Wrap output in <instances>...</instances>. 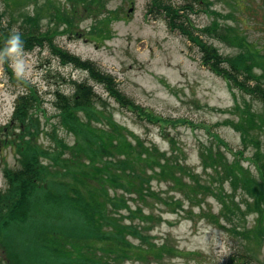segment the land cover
<instances>
[{"label":"rangeland","instance_id":"374dc122","mask_svg":"<svg viewBox=\"0 0 264 264\" xmlns=\"http://www.w3.org/2000/svg\"><path fill=\"white\" fill-rule=\"evenodd\" d=\"M100 1L103 7L94 13L92 6L84 8L79 0H0V25L19 29L27 20L34 22L40 32L50 31L51 38L47 41L83 62L96 63L114 76L119 89L137 106L160 115L159 121L164 120L159 126L119 106L102 85L93 82L88 71L73 64H61L56 51L49 52L48 44L27 52L18 49L10 54L13 79L26 81L41 99L33 109L36 115L33 119L39 120V131L31 135L32 146L46 149L51 156L53 152H64L60 162L47 163L50 172H61L63 160L73 162L75 159L70 147L76 146L79 139L62 125L58 126L53 101L56 91L70 95L77 82L92 86L102 99L101 104L93 101L94 109L101 112L102 117L90 110L92 122L86 125L89 136L91 133L99 135L100 142L93 146L97 158L104 166L109 164V168L127 159L125 162L147 176V183L137 182L142 188L138 186L139 193L129 187L122 189L121 185L110 186V200L120 202L116 207L109 206V211L114 210L120 222L134 227L137 233L127 235L126 240L138 253L126 256L123 253L119 257L116 249L112 248L113 254L105 250L99 252L104 255H99L103 264H229L242 255L250 257L246 259L249 263H264V234L258 237L254 233L261 217L246 211L245 202L250 199L236 191L235 206L238 207H232V213L222 204V198L233 186L225 166L234 161L233 153L243 147L236 125L239 114L245 108L258 113L264 106L203 66L196 43L169 31L163 18L153 20L147 16L149 0ZM186 1L189 0H165L175 6H184L182 3ZM192 1L197 3L194 12L183 13L191 24L201 29L216 21L214 24L226 26L231 36L244 39L253 46L250 48L264 53V0ZM75 4L79 6L77 9ZM192 36L203 43L200 31H192ZM205 40L214 44L218 54L235 57L240 50L219 40L206 37ZM24 88L26 85L22 87L9 81L0 62V130L9 124L15 100L26 92ZM79 115L83 123L87 122L83 113ZM108 120L123 130L119 128L116 135ZM19 135L16 125L6 136L0 135L3 141L0 189L5 184L2 170L18 166V140L22 141ZM258 136L264 150V135ZM61 140L69 149L66 150ZM102 144H106L105 150L100 148ZM153 148L158 150V156L150 154ZM252 150L250 146L244 149L240 160L242 169L249 167L254 171L246 159ZM146 154L147 159L154 158L148 165L144 159ZM219 156L225 161L212 158ZM168 166L183 168L181 172L176 170L181 174L182 185L157 173L159 168ZM190 174L209 191L196 190L194 176ZM58 183L50 179L49 185L61 187V182ZM105 189H109L108 186ZM69 221L64 219L58 226L67 239ZM141 238L155 246L166 245L168 249L158 258ZM89 240L96 249L112 242L109 238ZM73 241L82 248L87 244L80 236ZM47 244L57 246L54 238ZM59 249L58 246L59 254L66 255ZM0 254V263L5 264L1 249Z\"/></svg>","mask_w":264,"mask_h":264},{"label":"trees","instance_id":"16d2710c","mask_svg":"<svg viewBox=\"0 0 264 264\" xmlns=\"http://www.w3.org/2000/svg\"><path fill=\"white\" fill-rule=\"evenodd\" d=\"M81 3L84 8L92 6L94 13L103 7L100 0H90V2L79 0L80 6ZM76 4L75 8L77 9L79 6ZM182 4L184 6H175L165 2V0H149L146 6L148 10L146 15L153 20L163 18L169 31L177 32L186 40L196 43L201 51L203 66L212 71L214 75L224 79L234 89H238L264 106V85L262 83L264 82V53L256 48H250L253 46L245 42L244 39L231 36L227 27L214 24L216 21L199 29L191 24L192 22L186 14H183L193 13L197 3L189 0ZM26 21L19 29L0 25V62L3 65L4 73L8 74L12 84H20L22 87L26 85L24 88L26 92L23 91L15 100L14 111L8 125V129L14 128L16 125L20 131L18 137H21L22 141L18 140L20 143L18 146L19 163L15 168L6 167L2 170L5 184L0 189V249L5 255V264H103L102 261L104 260L100 256L104 255L99 252H105V250L109 254H113L112 248L116 249L119 257L123 253L125 256L138 253L137 248L126 240L127 235L137 233L134 227L120 222L114 210L109 211V206L116 207L120 202L119 200H110L109 190L111 189L110 186L121 185L122 189L129 187V190L132 188L136 193H139L142 188L137 185V182L145 184L148 180H146L147 176L143 172H138L136 166L125 162L127 159L120 161V163L117 162L118 164L109 168V164L104 166L94 153L93 146L98 141L100 142L99 135L91 133L89 136L86 125L92 122L89 117L90 110L97 117H102L101 112L93 107V101L101 104V97H98L92 86L77 82H74L73 91L70 95L56 91L53 103L57 111V124L72 132L79 140L76 146L70 147L75 157L74 161L63 160L61 172H50L48 169L50 166L47 163L50 161L60 162L64 152L63 154L53 152L54 154L51 156V153L46 149L31 144V135L38 134L39 131V120L33 119V116H36L33 115V109L38 106L41 99L37 96V91L31 89L26 81L18 77L13 79L15 75L10 68V54L6 52L9 48V39L17 35L20 45L18 49L26 52L48 44L49 52L56 51L55 55L61 64H73L88 71L93 82L102 85L119 106L127 108L129 112H134L140 119L147 122H157L159 126L164 123V120L159 121L158 116L160 115L157 114L158 116H156L137 106L131 97L119 89L112 74L102 70L90 60L83 62L78 57L69 55L54 42L47 41L51 38L50 31L40 32L34 22L28 23ZM195 30L203 34V43L200 39L192 36V31ZM205 37L233 45L240 50L236 52L235 57L218 54L214 44L206 41ZM256 71H260V74L256 75ZM80 112L85 115L86 124L80 120L82 118L79 115ZM108 123L116 135L119 128L120 131L123 130L114 121L108 120ZM236 125L241 134V146L243 147L237 153H233L234 161L225 166L227 178L231 179L233 186L231 192L222 198V204L226 211L229 210L232 213V207H238L235 206L234 193L236 191L241 192L244 198H249V202H245L246 211L254 212L261 217V221L257 222L254 228V233L259 237L264 234V150L260 145L261 141L258 135H264V107L258 113L247 108L243 109ZM87 137L90 138L89 141ZM62 144L66 150L69 149L66 143L62 142ZM105 146L106 144H102L100 148L105 150ZM249 146L253 150L250 157L246 159L254 171L249 167L247 169L240 167L244 149ZM111 149L113 150V148ZM111 149L108 151H112ZM150 151V154H154V156L159 155L155 148ZM147 156L148 154L145 155L146 158L144 159H147ZM212 158L225 161L221 156ZM82 159L88 163L84 164ZM152 160L154 158L147 159V165ZM69 169L71 173H68ZM176 170L181 172L183 168L178 167L176 169L168 166L159 168L157 173L171 179L175 184L182 185L181 174L176 173ZM50 179L55 184H59L60 181L62 186L58 188L52 184L50 186ZM193 180L196 190L202 188L209 191L208 187L200 183L196 176ZM106 186L109 189L106 190ZM138 186L141 189H138ZM40 189L39 193L38 190ZM67 218L70 220L67 226L68 239L58 228L61 224L60 221ZM39 223L40 226H38ZM79 236L86 241L85 248L80 245L76 246L77 244L73 241ZM52 238L56 240L57 246L47 244ZM89 238L95 240L109 238L112 242H106L108 243L107 246L96 249L93 247L95 245L90 243L92 240ZM141 240L147 244L150 251L156 252L158 258L168 249L166 245L162 244L159 247L146 242L144 238ZM58 246L60 247L59 250L62 249L66 255L57 252ZM78 247L81 248L78 249ZM171 251L175 252V249H171ZM247 258L250 257L242 255L241 259L232 260L229 264H264L255 263V261L249 263Z\"/></svg>","mask_w":264,"mask_h":264},{"label":"clouds","instance_id":"9594fccd","mask_svg":"<svg viewBox=\"0 0 264 264\" xmlns=\"http://www.w3.org/2000/svg\"><path fill=\"white\" fill-rule=\"evenodd\" d=\"M8 43H9V48L6 50V52L9 54L16 52L20 46L19 45V38L17 35L12 36L9 39Z\"/></svg>","mask_w":264,"mask_h":264},{"label":"flooded vegetation","instance_id":"af4514ba","mask_svg":"<svg viewBox=\"0 0 264 264\" xmlns=\"http://www.w3.org/2000/svg\"><path fill=\"white\" fill-rule=\"evenodd\" d=\"M1 146H3V141H2V138L0 136V151H1Z\"/></svg>","mask_w":264,"mask_h":264}]
</instances>
